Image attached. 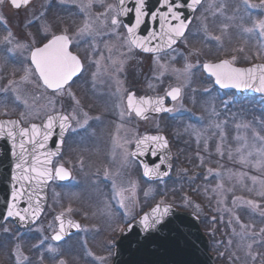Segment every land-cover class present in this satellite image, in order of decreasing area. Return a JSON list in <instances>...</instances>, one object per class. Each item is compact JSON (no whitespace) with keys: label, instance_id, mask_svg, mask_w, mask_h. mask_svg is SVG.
<instances>
[{"label":"rangeland","instance_id":"obj_1","mask_svg":"<svg viewBox=\"0 0 264 264\" xmlns=\"http://www.w3.org/2000/svg\"><path fill=\"white\" fill-rule=\"evenodd\" d=\"M46 2L35 0L21 10L9 0L0 3V117L19 116L28 124L64 109L78 118L77 102L83 101L90 128L71 134L60 159L79 167L78 178L50 187V204L34 227L19 231L11 222L2 225L0 256L10 258L8 251H12L13 264H18V256L19 264H110L114 247L110 233L119 232L130 217L154 203H173L200 212L195 196L199 191L212 211L211 217L203 215L204 227L221 257L231 264H264V196L259 194L264 190L260 183L264 170L241 164L238 151L245 144L264 146L257 138L264 137V101L255 96L237 102L236 94L215 88L202 69L201 54L205 52L207 59L235 57L238 65L264 63V36L246 31L255 21L264 20V0H248L255 5L250 8L245 7V0H204L182 43L148 59L135 54L134 48L129 50L123 23L109 35L112 29L101 14L108 5L115 6V0H93L92 7L83 10L81 3L86 0H61L45 17L37 18L38 27L31 29L28 23L34 14L42 15ZM86 22L93 24V31L81 32ZM57 31L70 33L74 51L90 57L85 74L70 87L71 95L68 91L55 95L29 71L33 69L29 60L32 48ZM9 32L11 44L4 39ZM186 64L192 65L190 74L187 79L178 78L173 70H183ZM160 65H167L168 71L162 72ZM138 69H142V78L137 76ZM175 86L183 88L185 99L173 102L174 111L186 114L183 117L140 121L125 112L120 119L129 90L164 94ZM159 129L172 135L181 148L186 144L187 162L194 167L197 162L204 165L205 177H191L193 173L186 174L179 167L174 177L164 181L152 183L142 178L130 155L134 142L145 131ZM212 163L219 170L211 168ZM214 172L216 176L211 177ZM252 177L257 178L255 183ZM121 190L131 197L125 202L129 216L117 202L116 193ZM236 197L255 201L260 207L240 201L234 204ZM60 211L84 224L77 236L56 243L51 235L57 231L55 215ZM49 245L56 251H48Z\"/></svg>","mask_w":264,"mask_h":264},{"label":"snow or ice","instance_id":"obj_2","mask_svg":"<svg viewBox=\"0 0 264 264\" xmlns=\"http://www.w3.org/2000/svg\"><path fill=\"white\" fill-rule=\"evenodd\" d=\"M2 2L3 0H0V3ZM133 2L135 7L130 8L125 6V0H118L117 5H108L106 12L101 14L104 22L107 25H110L112 29V33H109V35L116 33V30L121 26V16H127L130 13H134V24L124 25L127 30L126 43L129 50L135 47L144 52H155L158 54L166 48L172 49V46L176 44L177 40L184 37L185 30L187 29L190 20L183 18L184 14L181 9L187 7L190 11L195 12L196 7L201 3V0H160L159 7L151 12L147 10L146 0H133ZM11 3L15 8L20 9L23 6H26L29 3V0H11ZM92 3L93 0L82 2V10L90 9ZM220 7L222 8L223 5ZM245 7L250 8L255 7V5H250L248 4V0H245ZM109 13H111V16H109ZM146 18H150V20L154 24H157L158 27L150 30L147 35H140L139 29L141 25L146 22ZM93 30V24L86 22L81 29V32H91ZM246 31H258L261 36H264V20L255 21L253 27L246 29ZM11 35V32H9V35L4 38L5 42L8 44L12 43V39H10ZM214 39L218 41L220 38L215 37ZM153 41H155V44H153ZM71 43L72 41L67 35L53 36L52 39L42 47H36L34 50H31L30 53V61L34 67L29 71L37 75L42 87L51 90L55 95H62L66 91L71 95L69 91L70 82L73 80V77L77 76L83 70V65L80 59L69 50ZM17 47H22V45H17ZM235 59V57H232L231 60L226 59L221 60L219 63H208L203 65V67L215 78V83L221 88H234L238 90L253 89L256 92L264 93V65H257L249 68L236 67ZM160 68L162 72L168 71L167 65H160ZM191 69L192 65L186 64L183 70L173 71L177 72L178 78L183 76L187 79ZM181 90L182 89L179 86L172 87L165 95L170 97L172 101H176L181 94ZM17 99H19V97H17ZM24 103L26 104L27 102L25 101ZM149 111L173 113L174 109L165 107L164 97H158L153 100L150 97L138 98L134 93H129L127 95L126 108L121 113V116L123 117L125 112L128 115L135 113V115L146 119L147 116L145 114ZM73 121L76 122L78 127L84 128L88 122L87 114H84L82 120L77 118L75 112L67 115H49L46 124L42 127L40 125L32 124L30 128L19 127L18 121H0V138L7 136L13 141L12 155L18 157V162L15 165V168L18 171L13 175V180L17 182H27V184L33 188H41L42 186H47V183L53 179H68L70 173L63 167V165L55 168L52 166V160L50 157L57 153H48L45 155L41 150L45 148L46 142L53 135L56 126L60 129L62 143L65 131L68 129H72L73 131L76 130L72 128ZM16 129H18V131H16ZM18 135L20 137L19 153L15 151ZM257 138L264 143V137L258 136ZM145 141L151 142L153 155H157L158 152L164 156L167 155L165 150L168 148V141L165 137L160 135L147 136L143 140L137 141V152L131 153L130 155H142L143 151H141V148ZM26 144L32 146L31 150L25 147ZM238 151L240 153L241 164H251L258 169L264 170V146L253 147L245 144V147ZM28 155H31V161L28 160ZM41 155H45V158L41 159ZM253 157H255V159H252ZM166 162V159H161V164ZM168 167L169 169L171 168L170 163L168 164ZM159 168L160 165H156L154 168H149V166L145 164L144 175L147 177L153 175L160 177L168 174L167 172L161 173ZM211 171L212 169H209V172ZM240 175L243 176V174ZM251 179L255 183L257 178L252 177ZM260 183L262 188H264V181H261ZM218 187L222 189L223 184L218 185ZM23 188L24 184L20 185L19 190L16 189L15 185L13 186L11 194L13 203L7 208V216L18 217L20 221L38 218V213L42 210L40 199L37 198L35 203H33V195L31 193L28 195V207L22 210L17 209V204L15 202L23 195ZM124 191L126 190H121L116 193L118 197L117 202L121 208L125 209L126 216H129L125 202L130 201L131 197L125 196ZM259 194L264 196V190ZM237 201L246 203L254 208L260 207L259 204L252 200L243 201L242 198L236 197L233 200V203L235 204ZM30 209L31 212L29 211ZM170 210V206H162V204H158L150 213H146L138 223L145 231L154 229L165 219L166 216L169 215ZM56 219L60 221V226L59 231L55 233L52 239L55 241H61L64 238V233L66 231L65 220L63 215L58 216ZM131 219H134V217H130V220ZM213 219L215 218L213 217ZM130 220L129 229L132 226ZM67 225L75 228L80 227L79 224H74L70 220L67 221ZM241 227L243 228L245 226L242 225ZM121 230L123 231V229ZM261 231H264V229ZM43 243L44 241L41 240V244ZM251 247L252 245L249 244L248 248L251 249ZM48 251L55 252L56 248L49 245ZM249 254L251 255V253ZM23 259L26 260L27 258L23 257ZM252 259H255V257L253 256ZM19 261L20 257L18 256V264ZM61 264H63V262H61Z\"/></svg>","mask_w":264,"mask_h":264},{"label":"water","instance_id":"obj_3","mask_svg":"<svg viewBox=\"0 0 264 264\" xmlns=\"http://www.w3.org/2000/svg\"><path fill=\"white\" fill-rule=\"evenodd\" d=\"M9 1L11 2V0ZM30 1L31 0H29V2ZM202 2L203 0H201V3ZM117 3H118V0H117ZM146 4H147V10L151 12V11H154L157 7H159L160 0H146ZM200 5L196 7V10L198 9ZM125 6L134 8L135 4L133 0H125ZM24 7L25 6L21 8H24ZM181 11L184 14L183 18L190 20V23L188 24L187 29L185 30V34H186L194 18L195 12L190 11L187 7L182 8ZM121 17H122V21L124 25L134 24V19H135L134 13H130L127 16H121ZM156 27H158L157 24H154L150 20V18H146V22L143 25H141L139 29V34L147 35V33L150 30ZM182 38L177 40L176 44H174L172 48L176 46L181 41ZM153 44H155V41H153ZM43 45L39 47H42ZM139 50L142 51L141 49ZM167 50L169 49L166 48L162 52H165ZM146 53H155V52H146ZM223 60H226V59H223ZM220 61L221 60L215 61V62H205L203 65L208 64V63H219ZM257 65H264V63L256 62L250 65H235V66L242 67V68H249V67H255ZM204 70L206 74L211 76V74L208 73L205 68ZM214 81H215V78H214ZM215 85L223 91H236V93L239 96H250V95L251 96H256V95L264 96V93L256 92L253 89H239V90L234 89V88L224 89V88H221L216 83ZM170 90L171 89H169L168 91ZM165 94L160 96V97L165 98V107L173 108V107L167 106V102L172 101V100L170 97H167ZM180 97H181V94L179 98ZM150 98L155 100L158 97L151 96ZM149 112H147L145 115L147 116ZM160 113H165V112H160ZM57 114L67 115L64 112H54L50 115H57ZM47 117L44 121L31 122L28 125H23V123L18 117H1L0 121H9V120L18 121L19 127H22V128H30L32 124L40 125L42 127L44 124H46ZM16 131H18V129H16ZM42 131H43V128H42ZM67 131L64 132L63 142L67 134ZM155 135H160L167 139L168 148L167 150H165L167 153L166 156L162 155L159 152L157 155H153L152 154L153 149L151 147V142L149 141H145L144 145L142 146L141 148V151H143L142 155L137 154L133 156V158H135L140 163L142 167V171H143V176L148 181L164 180L168 178V176L171 174V171L173 169V152H172L169 140L164 133L159 132V133L145 134L141 136L137 141L143 140L147 136H155ZM41 139H42V136H41ZM19 140H20V137L18 135L17 136V146L15 148V151L17 153L20 152ZM137 141L132 150V153L137 152ZM63 142L61 143L60 129L58 126H56L54 129L53 135L46 142L45 148L41 150V152L44 153L45 155L48 153H57L56 155H52L50 157V159L52 160V166H53V162L55 158L58 157L62 152ZM25 147L31 150L32 146L29 144H26ZM12 153H13V141L7 136L0 138V226H2L4 223L8 221H12L18 229L24 230V229H28L32 227L33 225H35L42 217L46 209L47 203H48V188L52 180L47 183V186H42L41 188H33L29 186L27 182H24V181H19V182L14 181L13 175L18 171L15 168V165L18 162V157L13 156ZM45 155H41V159H44ZM27 158L29 161H31L32 159L31 155H28ZM162 158L166 159L167 162L164 164H161ZM169 163L171 164L170 169L168 167ZM145 164H147L149 168H154L156 165H160L159 171L161 173L167 172L168 174L160 176V177H157L155 175L151 177H147L144 175V165ZM63 167L67 169V171L70 173L69 178L66 179V180H69L71 178V171L67 167L65 166ZM66 180H62V181H66ZM21 184H24V188L22 190L23 195L20 197L18 201L15 202L17 204V209L22 210L28 207V195L31 193L33 195V203H35V200L37 198L40 199L42 210L38 213V218L20 221L18 217H8L7 216V208L10 204L13 203L12 197H11L13 186L15 185L16 189L19 190ZM158 204H162V206H170V209H171L170 213L154 229L145 231L138 222L146 213H150L152 209L155 208ZM29 211L31 212V209ZM61 215H63V218L65 220V228H66V231L64 233V238L61 240L63 241L67 239L69 236H71L72 234L79 231L81 229V223L78 220H74L66 216L63 212L57 213L56 218ZM69 220L72 221L74 224H79L80 227L79 228L69 227L67 225V221ZM56 221L58 224L57 231H59L60 221L57 219ZM131 225L132 226L129 229V224H128L123 229V231L121 232V234L116 240V243H115L116 246L114 249V256H113L112 264H216L214 254L210 250L209 237L207 236V234L204 232L202 228L200 217L192 210L180 209L171 203H156L150 208L146 209L136 219L131 221ZM55 233L52 234V237L55 235ZM61 241H57V242H61Z\"/></svg>","mask_w":264,"mask_h":264},{"label":"flooded vegetation","instance_id":"obj_4","mask_svg":"<svg viewBox=\"0 0 264 264\" xmlns=\"http://www.w3.org/2000/svg\"><path fill=\"white\" fill-rule=\"evenodd\" d=\"M35 0H31L24 8H26L28 5H30L32 2H34ZM61 2V0H47V2H46V4H45V6H44V8H43V13H42V15L41 14H34L32 17H33V19L28 23V26L32 29H34V27L36 28V27H38L36 24L38 23V21H37V18H40L41 16H43V17H45V13L46 14H48L47 12L48 11H50L54 6H55V4L57 3V2ZM105 1H103V3H104ZM115 2H116V5H117V0H115ZM62 3H68V2H62ZM69 3H72L71 1L69 2ZM100 3V2H99ZM12 5V4H11ZM13 6V5H12ZM14 7V6H13ZM15 8V7H14ZM15 9H17V8H15ZM21 9H23V8H21ZM21 9H17V10H21ZM49 18H47V20H48ZM120 19H121V21H122V18L120 17ZM50 21H51V19H50ZM122 23H123V21H122ZM123 25V27H124V30H125V33H126V36H127V31H126V28H125V26H124V24H122ZM56 35H67L69 38H70V40L72 41V43H71V45H70V50H71V52L73 53V54H75L79 59H80V61H81V63H82V65H83V70L77 75V76H75L74 78H73V80L70 82V87H72L73 85H75L76 84V82L79 80V79H81L82 77H83V75L85 74V72H86V70H87V68H88V58H90L89 56H85L84 54H82V53H80V52H78V51H74V49H73V47H74V41H73V38H72V35H70V33H66V32H61V31H57L55 34H53L52 36H50L48 39H46L45 41H43L41 44H37V45H35L33 48H32V50L34 49V48H36V47H39V46H41V45H43L44 43H46L47 41H49L53 36H56ZM183 40V39H182ZM182 43V41L180 42V44ZM179 46V45H178ZM178 46H176V47H178ZM176 47H174V48H172V49H170V50H168V51H166V52H163V53H146V52H142V51H140V50H138L137 48H135L134 47V49H135V51H136V53L135 54H138L140 57H143V58H145V59H148V58H152V57H155V56H161V55H163L164 53L166 54V53H169V52H171L172 50H174ZM31 53V52H30ZM201 54L202 55H204V56H202V59L204 60L203 61V63L204 62H215V61H217V60H220V59H223V58H215V59H207V57H205V56H207L206 54H205V52H201ZM138 58V57H137ZM29 60H30V57H29ZM203 63H202V66H203ZM30 65H32L31 64V61H30ZM33 67V66H32ZM202 69H203V67H202ZM128 73V72H127ZM127 73H126V76H127ZM141 73H142V69H138V72H137V76H138V78H139V76H140V78H142L141 77ZM136 79H137V77H136ZM182 89V93H183V88H181ZM168 91V90H167ZM166 91V92H167ZM129 93H134L135 94V96L136 97H160V96H162V95H164L163 93L162 94H150V93H146V92H137V90H135V89H131V90H129L128 91V93H127V95L129 94ZM127 95L125 96L124 95V101H123V103H124V110H125V108H126V105H127ZM175 103V102H174ZM174 103L173 102H167V106H169V107H173V109L175 110V106H174ZM85 103L82 101V104L80 103V104H78L77 103V106H78V118H80L81 120L84 118V111H83V108L85 107ZM54 112H64V113H66V114H68L64 109H62V110H56V111H53V112H51V113H49V114H47L45 117H44V119L43 120H40V121H44L45 119H46V117L48 116V115H50V114H52V113H54ZM132 115H134L137 119H139L140 121H146V120H148L149 118H151V117H156V118H165V119H169V120H171V119H174V118H176V117H181V115H182V117L184 116V115H186V114H182V113H180V114H178V112H173V113H168V112H165V113H160V112H149L148 114H147V118L145 119V118H143V117H141V116H137V115H135V113H133ZM87 118H88V122H87V125H86V127H84V128H80V127H78V125L76 124V122L75 121H73V123H72V128L73 129H76L75 130V132L76 131H86V130H88L89 128H90V122H91V119L87 116ZM122 118V116H120V119ZM74 131L72 130V129H68V131H67V134H66V137H65V140H64V145H63V151H62V153H61V155H59L55 160H54V163H53V166H54V168L55 167H58V166H60V165H63V166H65V167H67V168H69V169H71V171H72V179H75V178H78V173H77V170L79 169V167L77 166V165H69V164H65V163H63L62 161H60V159H62V157L65 155V153H66V150H67V147H68V141H69V138H70V136H71V134L73 133ZM160 132V129L159 130H157V131H154V130H147V131H145L144 133H142L139 137H138V139L141 137V136H143V135H145V134H149V133H159ZM137 139V140H138ZM136 140V141H137ZM136 141L134 142V146H135V143H136ZM134 146H133V148H134ZM133 148H132V150H133ZM131 153H132V151H131ZM132 156V155H131ZM133 158V157H132ZM134 159V158H133ZM135 160V159H134ZM136 161V164L138 165V169H139V171H140V174H141V176H142V178L144 179V176H143V171H142V168H141V165H140V163L137 161V160H135ZM145 180V179H144ZM147 181V180H146ZM147 182H152V183H155V182H158V181H147ZM62 184V185H65L66 183H69V181H60V180H57V179H54L53 180V182L51 183V185H50V187H51V189H52V186H53V184ZM49 191H50V188H49ZM49 194H50V192H49ZM60 212H62V211H60ZM57 213H59V212H57ZM57 213H56V215H57ZM56 215H55V217H56ZM70 217V216H69ZM72 218V217H71ZM73 219H75V220H78L79 222H81V229L79 230V231H77L76 233H74V234H72L70 237H68L67 239H69V238H71V237H74V236H77L81 231H82V229H83V224H84V221L83 220H80V219H76V218H73ZM56 224H57V222H56ZM57 229H58V224H57ZM121 229H123V227L121 228ZM119 230V232H117L116 234H113V233H110L109 235L111 236V238H114V247L112 248V251H111V253H110V256H111V260H112V257H113V252H114V248H115V241L117 240V238H118V236L120 235V233H121V231L122 230ZM105 234V233H104ZM103 234V235H104ZM107 235V234H106ZM105 236V235H104ZM66 239V240H67ZM66 240H64V241H66ZM64 241H62V242H64ZM62 242H56V243H62ZM8 253H9V255H10V258H7V257H1L0 256V264H10V263H12L13 264V262H14V260H13V255H12V251H8ZM111 263V262H110Z\"/></svg>","mask_w":264,"mask_h":264},{"label":"trees","instance_id":"obj_5","mask_svg":"<svg viewBox=\"0 0 264 264\" xmlns=\"http://www.w3.org/2000/svg\"><path fill=\"white\" fill-rule=\"evenodd\" d=\"M260 100H262V102H263L264 98L261 97ZM262 102H261V104H262L261 106H263ZM173 149L175 151V168H174V171H173V174H172L171 177H174L176 175V173L179 172V167L183 171L187 172L186 174L191 175L193 173L191 177H205L204 175L206 174L207 169L204 168V165L201 164L202 166L200 167L199 163L197 162V165H196L197 167H194L190 162H187L186 155H188V152H187L188 149L186 148V144H185L184 148H181L180 144L177 143L176 140L173 139ZM184 149L186 150V153H184ZM210 166H211V168H215V169L217 168L219 170V168L217 167V164H213L212 163V164H210ZM216 172H214L213 174H210L211 177L216 176L215 175ZM189 193H191V192H189ZM195 196L197 197V202H199V210H200V212L197 211V213H198V215L201 218L203 229L207 233V230L204 227V220H203L204 217H203V215L207 216V217H211L212 216V214H211L212 211L207 207L205 201L202 200L203 197L199 194V191H198V193H195ZM191 209H193V208H191ZM211 250H212V252L215 255V260H216L217 264H224V263L225 264L226 263L227 264H231V262L229 260L226 261V258L221 257L220 250H217L214 247L212 239H211ZM263 259H264V257H263Z\"/></svg>","mask_w":264,"mask_h":264}]
</instances>
